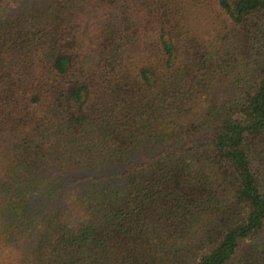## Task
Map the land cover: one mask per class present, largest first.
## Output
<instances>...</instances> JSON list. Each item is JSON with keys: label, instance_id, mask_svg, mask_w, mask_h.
I'll return each instance as SVG.
<instances>
[{"label": "trees", "instance_id": "1", "mask_svg": "<svg viewBox=\"0 0 264 264\" xmlns=\"http://www.w3.org/2000/svg\"><path fill=\"white\" fill-rule=\"evenodd\" d=\"M0 264H264V0H0Z\"/></svg>", "mask_w": 264, "mask_h": 264}, {"label": "rangeland", "instance_id": "2", "mask_svg": "<svg viewBox=\"0 0 264 264\" xmlns=\"http://www.w3.org/2000/svg\"><path fill=\"white\" fill-rule=\"evenodd\" d=\"M41 3L44 2L45 0H39Z\"/></svg>", "mask_w": 264, "mask_h": 264}]
</instances>
